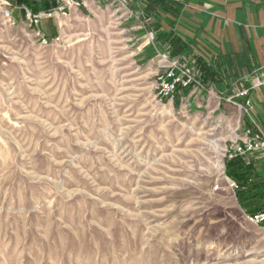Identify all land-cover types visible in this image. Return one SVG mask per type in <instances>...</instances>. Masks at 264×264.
<instances>
[{
	"label": "rangeland",
	"instance_id": "1",
	"mask_svg": "<svg viewBox=\"0 0 264 264\" xmlns=\"http://www.w3.org/2000/svg\"><path fill=\"white\" fill-rule=\"evenodd\" d=\"M4 8L0 264H264V177L227 156L211 93L155 96L145 8L90 0L39 24L46 45Z\"/></svg>",
	"mask_w": 264,
	"mask_h": 264
},
{
	"label": "crops",
	"instance_id": "2",
	"mask_svg": "<svg viewBox=\"0 0 264 264\" xmlns=\"http://www.w3.org/2000/svg\"><path fill=\"white\" fill-rule=\"evenodd\" d=\"M6 1L18 19L23 6L39 12L55 5L51 0ZM133 1L145 8L159 29L164 51L193 66L197 82L180 89L177 99L181 91L186 102L195 94L211 93L208 98L220 109V121L234 125L235 137L246 126L264 134V0H166L169 10L160 3ZM89 4L82 0L78 9ZM54 18H42L40 24ZM243 90L247 94L239 95ZM230 97L232 102L227 101ZM248 155L252 170L246 180L252 181V174L264 177V157L256 151Z\"/></svg>",
	"mask_w": 264,
	"mask_h": 264
},
{
	"label": "built area",
	"instance_id": "3",
	"mask_svg": "<svg viewBox=\"0 0 264 264\" xmlns=\"http://www.w3.org/2000/svg\"><path fill=\"white\" fill-rule=\"evenodd\" d=\"M1 1H3L5 5L3 9V16L5 19L10 24H15L19 21L25 22L33 28L34 35L44 45L48 44L50 39L39 28L42 18L65 16L72 9L78 8L82 4V0H59L53 7L39 12H35L31 8L23 6V13L18 19L7 8V1ZM54 39L57 40L58 37ZM162 58L165 63L161 64L159 69L155 72L153 89L155 96L160 101L163 99L173 101L176 99L180 89L190 87L197 82V78L193 66L184 63L180 58L171 57L167 53H165ZM261 74L264 81V70ZM238 94L244 96L247 94V90H243ZM227 101L232 102V97L227 98ZM245 104L248 105L247 100ZM253 151L259 152L264 157V134L260 130L253 128V126L242 127V134L237 135L231 141L228 149H226L229 158L235 156L246 158L247 155ZM231 185L235 188L238 187L235 181H231ZM248 218L250 221L257 224L264 223V209L249 215Z\"/></svg>",
	"mask_w": 264,
	"mask_h": 264
},
{
	"label": "trees",
	"instance_id": "4",
	"mask_svg": "<svg viewBox=\"0 0 264 264\" xmlns=\"http://www.w3.org/2000/svg\"><path fill=\"white\" fill-rule=\"evenodd\" d=\"M158 3H160L166 10H169V6H171L170 3L166 0H148V4L150 5Z\"/></svg>",
	"mask_w": 264,
	"mask_h": 264
}]
</instances>
